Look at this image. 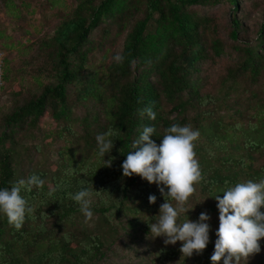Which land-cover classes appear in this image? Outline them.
Segmentation results:
<instances>
[{
  "label": "trees",
  "instance_id": "1",
  "mask_svg": "<svg viewBox=\"0 0 264 264\" xmlns=\"http://www.w3.org/2000/svg\"><path fill=\"white\" fill-rule=\"evenodd\" d=\"M59 1L49 0V7ZM222 1L233 5L227 37L215 15L195 8ZM1 2L19 21L33 6L26 0ZM75 2L52 34L2 42L8 49L19 44V52L37 47L25 63L29 69H21L35 79V86L14 88L11 108L0 112V189L34 174L44 183L22 190L33 211L20 229L0 212V264H113L112 246L120 237L152 238L150 223L165 196L156 183L136 174L124 176L122 164L129 151L138 150L133 144L145 126H155L152 139L160 144L173 124L199 131L195 152L203 175L186 204L192 209L180 214L179 221H198L207 212L210 239L202 253L191 257H183V242H163L151 251L150 264H213L220 224L214 195L223 196L225 181L232 186L264 179V18L251 38L246 0ZM250 7L264 11V0H251ZM3 33L0 37H8ZM118 38L120 51L93 68L96 53L105 51L106 60ZM117 54L122 62L114 59ZM226 58L231 61L211 86L206 71ZM10 63L6 57V83L13 80ZM19 78L27 82L25 75ZM148 107L155 120L140 114ZM47 115L57 126L44 132L41 122ZM109 131L114 147L103 158L96 136ZM39 138L43 144L35 142ZM53 142H62L54 164L35 167L34 154ZM109 159L111 166L105 165ZM84 188L93 193L98 232L83 228V213L71 198ZM150 195L157 197L155 204ZM259 243L260 252L241 264H264V238Z\"/></svg>",
  "mask_w": 264,
  "mask_h": 264
},
{
  "label": "clouds",
  "instance_id": "2",
  "mask_svg": "<svg viewBox=\"0 0 264 264\" xmlns=\"http://www.w3.org/2000/svg\"><path fill=\"white\" fill-rule=\"evenodd\" d=\"M114 59L122 62L123 57L117 54ZM147 114L151 120L156 119V113L151 107L140 112ZM156 133L155 126H145L139 139L133 144L135 151H129L123 161V175L131 177L139 175L149 183L160 186V192L166 202L160 206L159 215L155 222L150 223V233L153 238L166 237L164 243L175 244L181 241L180 251L183 257H191L194 252L202 253L209 243L210 216L201 212L198 221L190 219L179 221L180 214L187 213L186 204L195 192V185L203 180L201 166L195 152V141L199 138V131L193 130L191 125L181 126L173 124L165 129V135L160 144L152 137ZM111 131L96 136L98 153L105 157L114 145L109 139ZM105 165L111 166V159ZM104 165V166H105ZM44 181L37 175L27 180L21 179L9 188L0 189V212H3L9 224L20 229L26 214L33 209L21 195L22 190L31 191L33 186L41 187ZM167 188V191H165ZM223 196L216 194L219 209V228L216 231L215 250L211 256L213 264H241L248 261L251 255L259 253L261 238H264V179L258 182L251 179L237 182L229 186L225 181ZM92 191L84 188L71 198L80 206L86 221L91 220L93 212ZM175 201V205L169 202ZM155 195L149 196V202L156 203Z\"/></svg>",
  "mask_w": 264,
  "mask_h": 264
},
{
  "label": "rangeland",
  "instance_id": "3",
  "mask_svg": "<svg viewBox=\"0 0 264 264\" xmlns=\"http://www.w3.org/2000/svg\"><path fill=\"white\" fill-rule=\"evenodd\" d=\"M19 0H17L18 2ZM30 1L33 6L28 8L27 14L23 17L22 21L14 19L9 11H7L0 0V31H3L4 35L8 37H0V56L2 60V73H3V86L0 90V112L9 110L11 108V92L14 88L21 84L25 87L35 86V79L30 78L28 73L21 72V69L28 70L25 66L27 60H30L31 55L34 52V45L28 52H19V44L11 49L5 48L2 45L3 41L15 43L17 40L28 41V39L36 40L44 34H52L55 27L60 21V17L69 12L75 5V0H60L59 5L54 9L50 8L49 0H26ZM245 1V0H244ZM247 7L244 8V14L246 15L245 24L248 27L251 38H255V31L259 28L263 22L264 11L255 10L250 7L251 0H246ZM201 13L213 14L217 17L219 22V29L223 36L227 37V30L230 27V19L232 16L233 5L227 1H222L215 4L199 5L195 6ZM242 12V11H240ZM122 46V39L118 38L115 43L110 44V50L107 52L108 58L105 60L103 55L105 51H98L93 58V68H100L104 61L107 63L114 52L120 51ZM11 58L10 67L13 73V80L6 83L4 80V67L5 60ZM92 61V59H91ZM231 60L229 58L223 59L218 64L214 65L213 68L208 69L206 74L209 76L211 86H214L218 82V78L225 72L227 64ZM106 63V64H107ZM32 68V66H31ZM23 74L27 78L26 83H22L19 78ZM211 88V87H210ZM80 115V113H78ZM57 124L52 118L47 115L43 117L41 122V129L44 132L52 131L55 129ZM41 132V131H40ZM24 141V140H23ZM35 142L42 143L43 141L39 138ZM29 145L33 144V141L28 142ZM62 144L59 142H53L49 145H45L41 152L34 154L32 158V164L37 168H48L56 161L58 154L56 149ZM24 155V154H23ZM27 159V161L30 160ZM29 165V162L27 163ZM31 165V164H30ZM84 214L80 218V223L87 232H98L97 227L98 216L93 214L92 219L87 222ZM118 237V235L116 236ZM166 237L160 236L155 238H143L137 236L125 235L120 237L115 243H113L112 261L113 264H150L151 251L156 249L158 245H161ZM158 264H168L167 262H159ZM169 264H179L176 261H172Z\"/></svg>",
  "mask_w": 264,
  "mask_h": 264
},
{
  "label": "built area",
  "instance_id": "4",
  "mask_svg": "<svg viewBox=\"0 0 264 264\" xmlns=\"http://www.w3.org/2000/svg\"><path fill=\"white\" fill-rule=\"evenodd\" d=\"M3 86V73H2V60H1V56H0V90Z\"/></svg>",
  "mask_w": 264,
  "mask_h": 264
}]
</instances>
